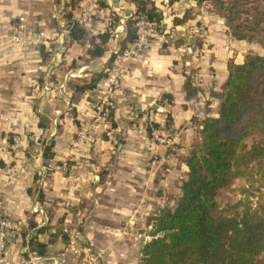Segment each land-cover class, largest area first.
<instances>
[{
	"label": "crops",
	"instance_id": "crops-1",
	"mask_svg": "<svg viewBox=\"0 0 264 264\" xmlns=\"http://www.w3.org/2000/svg\"><path fill=\"white\" fill-rule=\"evenodd\" d=\"M33 1L39 0H0V136L6 135L8 138L7 147L0 150V209L8 216L21 220L23 224L26 223L27 213H35V220L38 225H42L44 222L52 223L50 219L63 212V207L56 204H52L53 208L49 209V203L53 200L59 202V196H77V203L81 200L80 195L76 194V185L71 183L72 179L77 180L78 187V180L86 179L88 171L84 158L78 155L79 149L82 148L81 142L75 143L73 137L78 130L84 128V124L91 122V99L99 97L101 90L112 82L110 80L113 71L98 80L93 89L75 90L72 83L84 82L91 77L93 71L110 70L114 65L107 68L109 56L113 54L112 48L108 47L103 55L90 57L86 53V36L74 38L70 32L55 31L50 24V16H55L56 12L49 16L46 9L48 7L50 10L51 2L44 0L45 2L35 5ZM126 6L128 10L133 9L132 3ZM177 7L181 8V3ZM184 10L178 12L181 14ZM21 25L27 37L24 43H17L12 36ZM180 30L177 29V33L171 34L173 40L158 38L138 57L123 59L124 70L115 79L112 92L115 103L114 119L117 120L118 129L122 126L120 121L132 118L133 105L142 110L154 108L152 119L159 126H166L167 116L170 117L167 130L172 137L171 152L166 153L165 146L151 141L146 132L147 138H141L139 135L136 139L133 138L134 142L128 143L129 139L127 140L130 149H138L141 146L145 149L151 145L159 153L165 150V154H161V161L154 162L156 167L146 170L144 167V173L138 175V179L143 183L146 182V176L148 179H156V184H159L158 188L162 191L171 187L169 182L173 183L179 178L181 182L185 178L186 159L193 150L201 146L198 142L202 139L203 118L206 114L218 115L220 98L217 93L222 90L220 86L227 78L229 57H233L235 62H241L245 51L254 45L248 40L233 37L225 30H212L207 34V38L214 44L202 48L205 52L200 56L192 55L182 61L180 58L185 48H190L184 40H179L184 33ZM61 38L65 40V44L57 46L56 42ZM69 41L72 45L77 44L76 49L80 48L78 52L81 54L82 49L89 58L76 60L77 57L70 51L74 46L68 47ZM255 43L264 50L259 43ZM60 46L63 51L54 52ZM40 47L46 53L45 56ZM185 64H195L196 74H192L191 82L198 88V92L190 97H187L184 88L187 71ZM60 83L64 84L63 92L57 91L56 87ZM46 84L49 85V90L44 88ZM193 99L198 101L195 111L191 109ZM136 130H139L136 124H129L127 127L128 133ZM49 139L54 142V155L47 160L48 165H45L43 143ZM101 146H108L107 140L100 146L96 144L97 148ZM106 151L107 149H101V155ZM136 152L133 150V156H124L125 163L129 165L127 171L136 163L142 162L136 158L140 156L141 150L137 152L138 155ZM67 158L75 161L72 170L66 173L59 165ZM163 161L169 166L165 170L159 167L160 164L163 165ZM47 169L50 170L46 172L45 177ZM35 173H39V178L34 181ZM130 174L132 173L125 174L128 177L126 183L114 184L110 190L112 194L122 191L120 198L124 205H114L118 212L133 210L134 207H143L148 203L145 192L149 193L151 189L147 190L141 185L135 186ZM119 177L123 179L122 176ZM39 184L43 192L42 200L36 195L35 188L40 186ZM177 188V194L180 195L179 185ZM140 198L143 199L142 202L137 201ZM156 201L158 204L160 199L157 198ZM35 204L39 206V211H33ZM40 219L44 222H39ZM43 238L39 239L46 241ZM49 246L51 251L37 253L18 236L10 241L5 249L0 250V264H41L40 260H45L43 264H56L58 257L56 252H52L54 245L50 243ZM23 250L28 252L24 253H27V257L29 255V262L20 260L19 255H24Z\"/></svg>",
	"mask_w": 264,
	"mask_h": 264
},
{
	"label": "trees",
	"instance_id": "trees-1",
	"mask_svg": "<svg viewBox=\"0 0 264 264\" xmlns=\"http://www.w3.org/2000/svg\"><path fill=\"white\" fill-rule=\"evenodd\" d=\"M131 1L134 11L125 19L123 46L137 36L136 18L144 16L160 27L164 18L155 0ZM213 1L233 37L264 47L263 0ZM191 14L186 9L173 15V21L185 23ZM70 34L74 38L84 36L80 29L70 30ZM108 36L107 31L88 36L86 53L90 57L103 55ZM40 50L45 56L42 47ZM113 58L111 54L107 68ZM227 68L218 115L203 118V142L186 159L187 175L180 184L179 200L173 209H162L154 217L155 224L161 221L164 227L157 236L145 240L141 248L144 258L138 264H264V54L249 50L241 62L228 59ZM107 75V69L95 70L88 80L72 85L75 90L93 89ZM185 76L187 97L196 95L198 88L192 84V77ZM107 114L115 126L112 104ZM158 126L152 120L148 129ZM53 143V139L43 143L45 165L54 155ZM38 178L39 173H35L34 181ZM251 181L258 183L251 185L253 189L248 187ZM238 191L244 196L238 197ZM38 192L42 200L41 189ZM253 195L255 199H251ZM26 224L18 231L21 241L31 250L44 253L46 241L35 233L27 236L26 229L39 233L51 225H38L35 213H27Z\"/></svg>",
	"mask_w": 264,
	"mask_h": 264
},
{
	"label": "rangeland",
	"instance_id": "rangeland-1",
	"mask_svg": "<svg viewBox=\"0 0 264 264\" xmlns=\"http://www.w3.org/2000/svg\"><path fill=\"white\" fill-rule=\"evenodd\" d=\"M46 1L51 2L50 5L52 4L50 10L48 7L46 8L48 11L47 14L50 16L51 13L53 14L56 12L55 16H50V24L55 31L57 30L59 32L69 33L70 30L80 29L86 38L91 35H97L98 32L105 29L106 25L113 28L121 17L124 16V19H126V17L130 16V14L134 11V5L132 10H128L129 8L126 6L131 3L133 4L131 0ZM102 1H104L105 4H102ZM39 2L45 1H33L35 5ZM155 2L164 12V18L161 24L162 27L157 24L153 34L147 35V43L141 46L137 55H132L125 51L131 42L123 46L121 40L124 35L119 38V40L114 41L109 33L107 47L114 48L117 51L113 52V59L115 62H113L112 66L114 65V67L107 71L108 73H111V71H113V73L117 72V75L114 74L115 79L118 78L124 70L122 64L123 59L126 57H138L144 53L148 46L158 38L173 40L171 34L174 32L177 33V29H181L180 31L184 32L179 39L181 41L184 40L185 44L190 48H185L184 53L180 58L182 61H184L185 58H190L192 55L194 57L200 56L205 52L202 48H206L207 46L214 44L213 41L208 40L207 38V34L210 31H227L228 26L225 23V19L218 14L213 0H202L199 3L196 2V0H174L173 2H169L168 0H155ZM179 3H181V8L177 7ZM262 8H264V5ZM184 9L190 11L192 13V17L185 23L175 24L173 21V15L180 14L178 11H182ZM141 17L136 18V20ZM227 33L229 32L227 31ZM64 41L65 40L61 38L59 42H56L57 46L60 44H63L64 46ZM198 41H201V43L198 44ZM250 42L254 45H251L252 48L247 49L245 51L246 53L249 50H254L256 52H259L260 50V53L264 54V50L261 49L259 45L257 46L255 41ZM118 43L119 47L117 46ZM72 44L73 43H70L69 41L68 47L74 46V48L70 51L77 57L76 60L89 58L85 52H82V49L81 54L78 52L80 48L76 49L78 47L77 44ZM253 47H256L257 49ZM62 51L63 49L61 46L59 49L54 50V52L59 53ZM231 59L233 60V57H229V60ZM73 65L75 66L74 62ZM184 67H186L187 70L185 72L186 75L192 77V74H196L194 73L195 64L194 66L185 64ZM210 70L211 69H209V72ZM113 85H115V82ZM108 87L109 86L101 90L99 97L91 99L93 104L92 116L91 119H89L91 122L89 124H84L82 126L84 128L80 127L81 130H78L73 137L75 143L81 142L80 144L82 145V148L79 149L81 154L78 153V155L81 156V158H84V165L86 166L88 171L87 174L89 175H87L88 178L86 177L84 180H78L80 183L78 187L77 180L72 179L71 185H76V194L80 195L79 197H81V200L77 203L75 202L77 201V196H59V202L56 203V200H53L51 204L49 203V209L53 208L52 204H56L60 205L61 208L63 207V212L55 214L56 216L50 219V221H53L52 223L44 222L42 221L43 219H40L39 221H42V223L44 222L43 225L49 224L51 227L46 228V230L39 233L34 230L32 231V228L26 229L27 236L35 233L37 237L41 239L44 237L43 239L47 241V252L51 251L49 250L50 248H48L50 247L49 244L51 243V245H54L52 252H56V256L58 257L55 261L56 264H138L142 254L140 243L149 238L148 232L156 226V220L154 217L159 215L162 209H173L180 197L176 190L178 189V185L180 187V178L175 179L173 183L169 182L171 187L167 188V191H162L158 188L159 184H156V182H158L156 179H148L146 176L145 183L138 179V175L140 173H144L146 168L150 169L151 167L157 166L154 165V162L161 161V154L164 155L165 150L162 153H159L155 150V148L153 149V146L151 145H148L145 149H143L142 146L138 149H130L128 147V143L131 141L134 142L135 140L133 138L136 139L139 135H141V138H144L143 136L147 138L148 135L146 136V132L149 134V139L151 141L164 145L166 153L171 152V146L173 145L171 142L172 137L170 135V131L167 130L170 117L167 116L166 126L151 127L149 130L148 127L153 120L152 116L155 112L154 108L149 107L142 110L133 105L132 109L134 110V114L131 116L132 118L120 121L122 126L118 129L116 125L114 127L111 124L110 118L107 114L108 105L112 104L115 108L114 98L112 97L114 88L109 90ZM220 87L222 90L217 93L219 94V98H221L220 95L225 92V82H223ZM100 104V109H97L96 105ZM55 122L58 124L56 119ZM90 124L93 126H90ZM129 124H136L139 130L128 133L127 127ZM79 125L82 124L79 123ZM128 139L129 142L127 143ZM105 140H107L108 146L96 147L97 143L100 146V144L104 143ZM202 142L203 136L198 142L199 145H202ZM101 149L103 151L107 149V151L101 155ZM133 150L134 152H139V150H141L142 155L141 152H139L140 156L136 158L141 159L142 162L136 163L138 167L135 164L127 171L126 168L129 165L125 163L124 156H133V154H131V151ZM74 161L75 160L67 158L60 163L59 168L66 173L70 172L73 168L72 165ZM162 164L163 165L160 164L159 167L163 170H165L166 167H169L164 161ZM144 167L145 169L142 170ZM83 168L85 167L83 166ZM46 172L47 171L45 170L44 175ZM128 172L132 173L130 175H132L135 186L141 185V187H144L147 190L151 189L149 193L145 192V197L146 200H148V203L143 207H134L135 209L133 210H122L118 212L117 209L114 208V205H124L120 198L122 191L119 190L118 193L112 194V191L110 190L114 184H121L122 182L126 183V179L128 177L125 174ZM159 175L163 177L165 176L160 173ZM119 176H122L123 179ZM78 179H80V177ZM252 184L254 186L258 183L256 181H251V184H248L250 189H253V186H251ZM39 185L40 186L37 185L35 188L37 196L39 195L38 191L40 189L42 190L41 184ZM166 187L168 186L166 185ZM244 187L246 186L244 185ZM159 191H161V193H159ZM239 191L237 196L243 197L244 195H242ZM157 198L160 199L158 204L156 201ZM251 199H255L254 195ZM142 200L143 199L140 198L137 201L142 202ZM35 206L39 211V206L36 204ZM24 226H27L25 222ZM21 228L19 231H21ZM20 247L22 248V246ZM24 252L27 251L23 250V253ZM27 253H24L25 256L22 254L19 255L21 261H30L28 260L29 255L28 257L26 256ZM44 261L45 260H40L39 263L43 264Z\"/></svg>",
	"mask_w": 264,
	"mask_h": 264
},
{
	"label": "built area",
	"instance_id": "built-area-1",
	"mask_svg": "<svg viewBox=\"0 0 264 264\" xmlns=\"http://www.w3.org/2000/svg\"><path fill=\"white\" fill-rule=\"evenodd\" d=\"M135 24H136L135 31H136L137 36L133 41H131L129 47L125 50L127 53H130L132 55H137L139 53V49L141 48V46L147 43V35L148 34L152 35L157 25L155 21L150 20L144 16L137 19ZM104 30L110 33L114 41L119 40V38H121L125 34L124 16L119 19L118 23L115 26H113V28L106 25ZM104 30H101V31H104ZM26 37L27 36L24 34L22 25L16 29V31L13 33V36H12L14 41L17 43H24ZM117 46L119 47V43L117 44ZM112 51L116 52L117 50L112 48ZM114 74L117 75V72L111 75L110 81L112 82L108 85L109 90L113 89V82L115 79ZM44 88L46 90H49L50 87L48 84H46L44 85ZM56 88L58 92H63L64 84L60 83L58 87ZM100 107H101V104L96 105L97 109H100ZM197 107H198V101L196 99H193L191 101L192 111H195ZM150 118H151V115H150ZM7 145H8L7 136L6 135L0 136V150H3L4 148H6ZM37 209L38 208L36 206H33V210H37ZM22 225L23 223L21 220L8 216L6 213H4L0 209V250L5 249L10 241H13L15 238L18 237V231L20 230Z\"/></svg>",
	"mask_w": 264,
	"mask_h": 264
},
{
	"label": "water",
	"instance_id": "water-1",
	"mask_svg": "<svg viewBox=\"0 0 264 264\" xmlns=\"http://www.w3.org/2000/svg\"><path fill=\"white\" fill-rule=\"evenodd\" d=\"M163 227L164 226L161 224V221H158V223L156 224V226L154 227V229H152V230H150L148 232L149 238L157 236L159 234V232L163 229ZM144 244H145V240H143L141 242V248L144 246ZM143 258H144V252L142 251L141 259H143Z\"/></svg>",
	"mask_w": 264,
	"mask_h": 264
}]
</instances>
